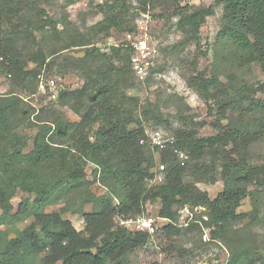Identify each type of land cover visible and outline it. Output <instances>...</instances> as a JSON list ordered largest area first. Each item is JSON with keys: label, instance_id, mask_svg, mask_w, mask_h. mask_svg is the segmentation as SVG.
Segmentation results:
<instances>
[{"label": "rangeland", "instance_id": "1", "mask_svg": "<svg viewBox=\"0 0 264 264\" xmlns=\"http://www.w3.org/2000/svg\"><path fill=\"white\" fill-rule=\"evenodd\" d=\"M112 4L118 12L109 16L108 6ZM212 5V0H158L154 11L147 5L143 12L142 0H31L27 12L22 13L27 32L9 38L7 60L0 58V100L12 105L9 128L24 141L23 154L32 150L36 134L50 127L45 136L50 145L64 149L60 156L69 161L68 167L77 162L86 173L80 183L69 182L57 191L46 204L45 213L61 211L62 218L84 236L89 235L87 226L91 224L109 231L119 227L116 207L120 200L110 195L99 178L98 165L89 160L88 150L99 143L106 126L101 117L83 120L91 105L87 95L99 83L112 89V101H125L132 115L129 130H143L139 144L146 147L145 157H153L145 189L164 182L167 166L161 162V152L169 148L186 168V183L206 193L210 200L223 191L220 156L207 154L193 160L174 146L175 134L193 131L196 138L206 139L217 134L218 125L238 127L257 120L261 116L258 110H232L231 105H221L219 95L226 93L233 98V89L243 85L263 102L264 96L255 91L263 75L257 63L235 62L229 57L232 49L218 37L221 5L214 6V14L206 18L196 38L177 25L179 15ZM153 13L158 16L153 18ZM41 55L44 66L38 68L36 59ZM15 59L18 64H13ZM8 66H20V71L18 68L13 75ZM199 77L216 82L214 88L204 91L196 84ZM50 79L55 81L52 87ZM152 109H157V114ZM57 121L68 124L64 138L52 134ZM154 133L164 144L161 150L149 144ZM77 142L83 144L79 150L73 147ZM247 154L249 164L264 169V136L248 145ZM58 161H46L36 171L51 178L60 168ZM23 166L31 169L30 164ZM160 167L164 168L161 181L157 180ZM0 187L14 212L20 203L33 198L1 175ZM248 193L236 210L247 218L230 225L221 238H211L213 227L206 224L205 207L176 203L171 207L175 220L184 205L192 213L187 227L173 226L178 231L168 237L159 230L142 247L124 258L112 255L105 264H233L238 258L237 264H264V175L251 183ZM138 206L129 211V218L151 215L159 218L157 222L161 220L160 200H147ZM91 214L93 222L87 225L84 215ZM32 222L30 215L0 220V238H11ZM167 225L160 224V228ZM46 253L41 252L30 264H44Z\"/></svg>", "mask_w": 264, "mask_h": 264}, {"label": "trees", "instance_id": "2", "mask_svg": "<svg viewBox=\"0 0 264 264\" xmlns=\"http://www.w3.org/2000/svg\"><path fill=\"white\" fill-rule=\"evenodd\" d=\"M157 1L142 0L143 12H146L148 6L150 11H154ZM212 1L213 5L210 7L179 15L177 25L183 33L196 38L206 18L214 14V6L221 5L223 15L218 37L232 49L229 57L233 61L257 63L260 66L263 81L255 91L264 96V0ZM113 4L108 6L109 16L118 12ZM30 5L31 0H0V58L7 60L9 38L27 32L24 23L27 20L23 19L22 13L27 12ZM156 16V13L152 14L153 18ZM36 60L37 67L42 68V55ZM13 64H18V60H13ZM18 68L20 71V66H8L7 70L14 75ZM215 83L201 77L196 79V84L207 92L214 88ZM233 93L235 96L230 98L226 93L220 92L221 105H231L232 110L240 112L243 108H248L249 111L258 110L261 116L238 127L231 123L218 125L217 134L206 139L196 138L193 131L181 130L175 134L174 146L186 152L193 160L198 161L207 154L220 156L224 188L213 200L184 181L186 168L178 163L169 148L161 152V162L167 166L164 182L158 187L145 189L144 180L151 177L153 157L150 153H147L150 157H145L146 147L139 144L144 135L143 130H129L132 115L127 112L125 101H112L113 91L108 84L99 83L95 90L88 93L91 105L83 120L89 122L101 117L106 126L102 129L99 143L88 150L91 154L89 160L98 165L99 178L105 183L110 195L120 200L116 207L119 214L129 218V211L133 207L139 208V203L157 199L162 203L159 215L172 221L175 220V212L171 211L174 204L190 203L192 206H202L207 210L206 224L213 227L211 238L214 240L221 238L230 225L247 218L246 214L236 213V210L249 195L248 187L251 183L264 175V169L248 163L247 154L248 145L264 136V101L259 102L253 91L243 85L233 89ZM155 110L152 109L151 112L157 114V109ZM12 112L9 101L0 100V175L33 198L31 202L25 200L20 203L14 212L10 198L0 187V209L3 212L0 220L30 215L33 222L11 238H0V264H30L44 250H47L42 261L44 264H105L106 259L112 255L124 258L128 252L146 244L150 238L146 234L128 232L121 227L109 231L108 228L91 224L92 214L84 215L87 225L91 224L87 226L89 235L84 236L76 231L70 221L62 218L61 211L45 213L46 204L57 191L69 182L73 185L80 183L85 179L86 173L77 162L72 164L73 168L68 167L69 161H63L60 156L64 149L50 145L51 142L45 138L51 130L50 127L43 134L38 132L33 139L32 150L23 154L24 141L9 128ZM67 130L68 124L65 121H57L52 134L64 138ZM82 145L77 142L73 147L79 150L78 147ZM81 152L85 154L84 151ZM56 158H59L60 168L51 178L36 171L44 162ZM24 163L30 164L31 169H26ZM177 231L171 224L160 228V232L166 237ZM238 259L233 264H237Z\"/></svg>", "mask_w": 264, "mask_h": 264}, {"label": "built area", "instance_id": "3", "mask_svg": "<svg viewBox=\"0 0 264 264\" xmlns=\"http://www.w3.org/2000/svg\"><path fill=\"white\" fill-rule=\"evenodd\" d=\"M49 86H54L55 81L53 79L48 80ZM143 140L140 141L142 143ZM150 146L156 147L157 149H163L164 144L159 139V134L154 133L150 136ZM160 172L157 176V180L161 181L163 178L161 177L162 171L164 170L163 167L159 168ZM189 208L187 205L180 207L177 212L176 222H173L167 218L161 217L160 223L157 222L159 219L158 217H154L151 215H140L131 218H126L123 215H118V224L119 227L123 228L128 232L133 233H142L148 235L150 238L154 237L160 230V224L167 223L172 224V226L178 227H187L188 224L191 222V215Z\"/></svg>", "mask_w": 264, "mask_h": 264}]
</instances>
